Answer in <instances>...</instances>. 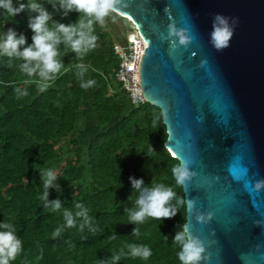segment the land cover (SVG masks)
I'll list each match as a JSON object with an SVG mask.
<instances>
[{"label": "trees", "instance_id": "obj_1", "mask_svg": "<svg viewBox=\"0 0 264 264\" xmlns=\"http://www.w3.org/2000/svg\"><path fill=\"white\" fill-rule=\"evenodd\" d=\"M42 4L55 23L80 18L75 11L65 16L46 0ZM30 15L26 10L13 21L0 15V31L11 28L31 44ZM116 21L127 20L111 12L103 28L95 26L97 46L84 58L61 44L59 59L68 70L62 69L43 91L24 83L30 78L20 71L23 61L0 57V221L13 223L22 240L12 264H180L173 240L187 222V210L182 185L172 174L179 163L165 148L161 110L148 103L133 105L117 81L121 61L114 47L126 36ZM81 63L89 66L83 82L94 81L86 89L77 76ZM47 169L56 172V187L48 189L47 197L49 203L60 201L55 210L40 200L42 170ZM130 177L142 179L143 187L172 188L176 215L128 223L126 209L134 207L138 194ZM77 205L89 210L91 223L80 229L83 217H74L76 227H63L64 213L74 215L81 210ZM57 227L62 230L53 237ZM129 244L147 245L152 256L132 258Z\"/></svg>", "mask_w": 264, "mask_h": 264}, {"label": "water", "instance_id": "obj_2", "mask_svg": "<svg viewBox=\"0 0 264 264\" xmlns=\"http://www.w3.org/2000/svg\"><path fill=\"white\" fill-rule=\"evenodd\" d=\"M112 13L145 41L139 85L189 173L199 264H264V0H116ZM217 15L234 29L223 49L210 39Z\"/></svg>", "mask_w": 264, "mask_h": 264}, {"label": "clouds", "instance_id": "obj_3", "mask_svg": "<svg viewBox=\"0 0 264 264\" xmlns=\"http://www.w3.org/2000/svg\"><path fill=\"white\" fill-rule=\"evenodd\" d=\"M53 9H62L66 16L69 12L75 11L80 14L77 22L71 24L55 23L53 15L45 7L42 0H0V15L14 20L20 13H33L28 19V28L33 33L32 43L27 44L23 34L9 28L6 32L0 31V57L16 58L23 61L19 65L20 71L28 78L24 83H35L43 91L47 89L51 82L55 81L57 74H62L61 70L67 71L61 63L59 46L63 44L67 50L75 52L78 57L84 58L97 46L98 36L95 26L101 28L105 25V18L109 16L114 8L116 0H46ZM233 27L228 18L217 15L213 21L211 32V42L217 49L228 46L233 35ZM77 76L81 78L80 87L88 88L94 81L83 82V76L88 69L86 64H77ZM38 78V79H37ZM26 95V93H23ZM172 174L177 185H182L188 178L189 173L186 167L178 165L172 168ZM43 194L40 200L45 207L52 210L60 208V201L48 202V189L56 187V172L53 169L42 170ZM138 194L132 209H126L128 223L134 225L143 224L148 218L157 221L168 219L176 215L177 209L173 207L171 201L176 197V193L170 187L162 184H154L143 187L142 179L129 178ZM260 187V185H257ZM178 203H183L178 201ZM80 211L73 213L65 212L63 227H76L74 217H83L84 225L91 223L88 209L77 205ZM61 228L57 227L52 233L53 237L59 236ZM134 236L139 235V230L134 229ZM114 239V237H113ZM173 245L178 249L176 256L180 264H199L202 259L204 248L201 241L194 237L187 227H182L173 240ZM132 258L147 261L152 256V250L147 245L129 244ZM22 251V240L17 235V229L11 222L0 221V264H12ZM115 260L120 256L116 255Z\"/></svg>", "mask_w": 264, "mask_h": 264}, {"label": "built area", "instance_id": "obj_4", "mask_svg": "<svg viewBox=\"0 0 264 264\" xmlns=\"http://www.w3.org/2000/svg\"><path fill=\"white\" fill-rule=\"evenodd\" d=\"M144 49L145 41L133 25L126 36L125 43L114 47V52L121 61L117 81L135 106L146 103L138 79V65L141 56L144 55Z\"/></svg>", "mask_w": 264, "mask_h": 264}, {"label": "rangeland", "instance_id": "obj_5", "mask_svg": "<svg viewBox=\"0 0 264 264\" xmlns=\"http://www.w3.org/2000/svg\"><path fill=\"white\" fill-rule=\"evenodd\" d=\"M117 22V21H116ZM116 26H117V28H118V30H119V32H120V34L122 35V36H127V34L131 31V29H132V24L129 22V21H124V22H122V23H119V22H117L116 23ZM120 45H122V44H120Z\"/></svg>", "mask_w": 264, "mask_h": 264}]
</instances>
